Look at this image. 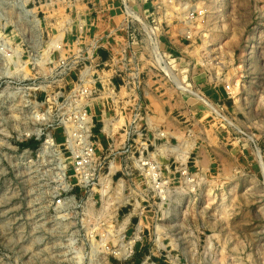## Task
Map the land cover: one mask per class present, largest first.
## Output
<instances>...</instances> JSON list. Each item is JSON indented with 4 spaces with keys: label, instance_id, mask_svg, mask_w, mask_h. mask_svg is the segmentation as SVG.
<instances>
[{
    "label": "rangeland",
    "instance_id": "374dc122",
    "mask_svg": "<svg viewBox=\"0 0 264 264\" xmlns=\"http://www.w3.org/2000/svg\"><path fill=\"white\" fill-rule=\"evenodd\" d=\"M121 2L0 0V264H264V0Z\"/></svg>",
    "mask_w": 264,
    "mask_h": 264
},
{
    "label": "built area",
    "instance_id": "2783aa9c",
    "mask_svg": "<svg viewBox=\"0 0 264 264\" xmlns=\"http://www.w3.org/2000/svg\"><path fill=\"white\" fill-rule=\"evenodd\" d=\"M158 1L159 0H156V2H158ZM121 3L124 6L126 12H128L127 10L129 9V6L127 4V0H122ZM162 3L164 4V7H165V2H161L159 4L163 5ZM161 5H158V3L157 4L154 3L153 4V7L156 6V8L159 9V8L162 7ZM167 9H168V7L166 5V7L164 8V10H167ZM163 15H164V17H166L165 19L168 20L167 18H169V17H167V16L169 14H165V12H164ZM186 20L187 21H190L187 18H186ZM187 21H186V23H187ZM188 28L185 27L184 30H186ZM189 31H191V28H189ZM187 34L189 35V32H187ZM160 49L161 48H160L159 44L156 47V49H155V44H154V46L152 45V48L150 49L151 50L150 53L152 54L153 58H155V60H158L159 61V64H163L165 67H169L170 64H171L170 62H172V61L175 62L177 58L174 57V54H171L170 52H168L166 50L164 51V50H160ZM123 51H125V50H123ZM178 63L181 64L180 62H178ZM224 87L226 89V93H228V95H229L231 93L230 92V89H229V84H226ZM202 96L204 97V99L201 98V97L200 98L198 97L197 99H199V101H201L206 106L207 109H210V110H213L214 112H216V114L219 117V119L220 118L221 119L224 118L222 116V114H221L220 111H218L217 109H215V107L213 108V107L209 106L208 103L206 102V101H208L212 105L211 100H209V98L205 97V95H202ZM133 123H135V121H133ZM133 134H134V132H133ZM128 135H129L128 138H130V132L128 133ZM131 148H132V145H131ZM261 160H262V158H261ZM83 165H84V161L82 160V158H80V160H77L76 161V168L77 169L83 168ZM155 169L156 168L154 166H151V170L150 171H151L153 177H156V174H155V171H154ZM56 203L61 204V205H65V206L66 205L67 206L69 205V201H67V200L66 201H62L61 199H58ZM120 235H121L120 236V239H121V242L123 241V244H122V246H121V244L118 245L114 250H115L116 254H118L121 258H128V256L132 253L133 246H134V244L137 241V237L134 235L132 239H130V238L127 239L126 238V235H125V232L123 234H120ZM186 264H190V262H187Z\"/></svg>",
    "mask_w": 264,
    "mask_h": 264
},
{
    "label": "crops",
    "instance_id": "0c3cea01",
    "mask_svg": "<svg viewBox=\"0 0 264 264\" xmlns=\"http://www.w3.org/2000/svg\"><path fill=\"white\" fill-rule=\"evenodd\" d=\"M223 88L219 86L218 88L212 89V91H208L211 94L210 99L212 101H217L222 98H225V91L222 90ZM209 99V100H210ZM184 105V112H186V122H188V125H186V129L189 127V125H192L196 128H199L200 132H203L204 129L207 128V123H209L208 119L210 117V111L206 108V106L197 99H185L181 97V100H179ZM179 105V104H178ZM184 128V130H186ZM175 132H167L169 133L168 136H171V133Z\"/></svg>",
    "mask_w": 264,
    "mask_h": 264
},
{
    "label": "bare ground",
    "instance_id": "6f19581e",
    "mask_svg": "<svg viewBox=\"0 0 264 264\" xmlns=\"http://www.w3.org/2000/svg\"><path fill=\"white\" fill-rule=\"evenodd\" d=\"M230 88V87H229ZM183 90H188V91H190L191 92V94H193L194 96H196V95H198L199 96V94H197V93H194L193 91H192V89L191 90H189L188 89V87H185V88H182ZM200 97V96H199ZM210 103V102H209ZM210 106H211V103H210Z\"/></svg>",
    "mask_w": 264,
    "mask_h": 264
}]
</instances>
